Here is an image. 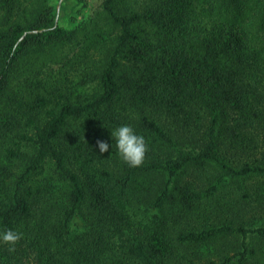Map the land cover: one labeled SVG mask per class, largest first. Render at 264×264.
<instances>
[{"label":"trees","instance_id":"obj_1","mask_svg":"<svg viewBox=\"0 0 264 264\" xmlns=\"http://www.w3.org/2000/svg\"><path fill=\"white\" fill-rule=\"evenodd\" d=\"M8 230L0 264H264V0H0Z\"/></svg>","mask_w":264,"mask_h":264},{"label":"clouds","instance_id":"obj_2","mask_svg":"<svg viewBox=\"0 0 264 264\" xmlns=\"http://www.w3.org/2000/svg\"><path fill=\"white\" fill-rule=\"evenodd\" d=\"M110 130L111 138L115 141V148L120 158L131 167L141 165L147 152V143L144 135L139 134L132 125L127 123L118 125ZM96 146L101 154L108 152L110 147L105 140H97ZM0 239L14 243L19 239V236L15 232L8 230L0 234Z\"/></svg>","mask_w":264,"mask_h":264},{"label":"rangeland","instance_id":"obj_3","mask_svg":"<svg viewBox=\"0 0 264 264\" xmlns=\"http://www.w3.org/2000/svg\"><path fill=\"white\" fill-rule=\"evenodd\" d=\"M102 0H50L57 24L72 28L87 19L100 7Z\"/></svg>","mask_w":264,"mask_h":264}]
</instances>
